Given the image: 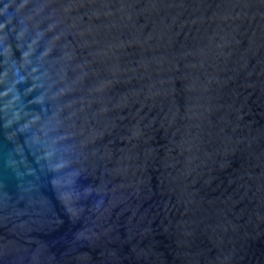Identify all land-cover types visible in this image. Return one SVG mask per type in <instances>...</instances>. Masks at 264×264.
Returning <instances> with one entry per match:
<instances>
[{
	"label": "water",
	"instance_id": "95a60500",
	"mask_svg": "<svg viewBox=\"0 0 264 264\" xmlns=\"http://www.w3.org/2000/svg\"><path fill=\"white\" fill-rule=\"evenodd\" d=\"M0 264H264V0H0Z\"/></svg>",
	"mask_w": 264,
	"mask_h": 264
}]
</instances>
